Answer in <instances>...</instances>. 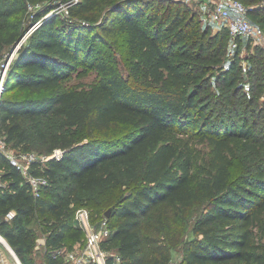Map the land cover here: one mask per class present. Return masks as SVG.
<instances>
[{
	"label": "trees",
	"instance_id": "trees-1",
	"mask_svg": "<svg viewBox=\"0 0 264 264\" xmlns=\"http://www.w3.org/2000/svg\"><path fill=\"white\" fill-rule=\"evenodd\" d=\"M243 1L253 6L255 0ZM57 2L69 4L67 15H47ZM145 2L0 0L5 27L29 4L37 5L35 20L41 19L8 69L0 107L7 143L28 150L34 133L45 137L50 113L64 128L84 131L82 139L52 134L48 154L64 152L34 164L49 181L39 196L0 154L7 183L0 186V232L25 264H33L35 227L46 235V264H67L65 245L86 237L76 222L84 193L118 185L128 190L116 203L91 211L98 221L112 207V234L102 243L108 264H167L182 244L181 264H264V125L258 126L264 118V51L252 47L248 76L240 74V48L250 47V40H241L224 66L227 27L206 43L187 3L174 1L161 12ZM250 16L264 27L263 12L253 8ZM82 19L90 24L77 30ZM18 36L13 31L0 39V57ZM106 38L114 47L126 43L131 78L99 54ZM80 58L102 76L89 90L67 89L63 81ZM211 75L215 91L203 95ZM243 77L250 88L245 98L239 96L247 85ZM206 99L221 105L216 117L206 112L212 105L204 107ZM195 138L210 145L207 155L197 150ZM237 147L256 156L243 179H232ZM10 209L16 215L7 220ZM189 232L194 236L187 240Z\"/></svg>",
	"mask_w": 264,
	"mask_h": 264
},
{
	"label": "rangeland",
	"instance_id": "rangeland-1",
	"mask_svg": "<svg viewBox=\"0 0 264 264\" xmlns=\"http://www.w3.org/2000/svg\"><path fill=\"white\" fill-rule=\"evenodd\" d=\"M144 1H146L145 2L146 4H144L145 7H148L149 10L152 8H158L161 9L160 11L162 12L164 11V9H162L164 8V6L165 7L168 5L176 6L175 2L179 0H144ZM180 1L187 3L188 7L191 10V13L195 14L197 20V27L199 29L200 34L206 35L204 36L206 43L211 39V37L216 35V33L222 29L218 24L212 23L211 20L209 19V8L206 3L200 0H180ZM252 5L255 9L264 13V0H255ZM67 7L68 4L66 2H62V3L57 2L54 8L51 9L47 15H50L53 12H56L60 16L67 15V11H66ZM36 10H38L37 5L29 4V6H27L25 10H23L17 15L10 17L8 19V21H10V24L6 25V27L3 26V22L5 19L0 17V39L3 37H8L10 33H12L13 31H19V36L17 37V39L14 42L5 45L4 50L2 52V57H0V67L2 66V63L6 59L9 61L10 64L14 61V59L18 56L22 48L25 46L27 41L32 36V33L38 27L37 24L41 21V19L39 21L35 20L37 13ZM102 16L103 14L100 15L101 18ZM81 21L83 25L78 24L76 26L77 30H81L83 29V27H86V24H84L85 22L84 19H82ZM89 22H85V23H89ZM107 40L108 39L106 38L104 39L103 42H100L98 44L99 54H101L106 59L107 58L111 59V61L117 65V67L120 69L121 72L124 73L125 76L131 78L132 75L130 74L126 60L127 57L126 43L124 41H121L118 46L114 47L112 45V41L110 40V42H107ZM234 50L235 49L231 47L230 43L227 42L225 53L222 54L224 59L223 62L224 66H228L232 56L234 55ZM240 52H241V63L244 68L243 71L240 72V74L243 73L246 76H248L247 70L251 65L250 64L251 62L248 60V58H250L251 55L255 53V50L252 49V44L250 45V47H246L245 44H243L242 48H240ZM79 55L80 57L83 56L82 53H79ZM80 60L81 62L74 65L71 75L63 81L64 87L67 89L73 88V89L89 90L93 85H95L98 82V80L102 76V74L99 72V70L96 67L88 64L87 62L84 61V59L80 58ZM213 80H214V76L212 77V79L209 77L208 87L204 90L203 95H208L215 91V84L212 82ZM245 80H247V78L243 77L241 81L247 84L245 86V90L241 89L239 92V96H242L244 94L243 95L244 98L247 95H249L248 93H250L249 85ZM242 85L243 84H240V87H242ZM260 91L264 93V86L260 88ZM202 103L204 107H206L209 104H212L207 108L206 112L213 111L214 112L213 117H216V115H218V113H220L221 111V105L220 104L216 105L215 103H212L211 100L209 99L204 100ZM60 121L61 118L59 116L50 113L46 117L43 125L45 131V137L40 136L37 133H34L32 135V138L28 142L27 149L30 151H34L39 155H47L50 152L49 147L51 145L52 134L59 132L66 131L74 135L76 139H82L84 135L83 130L79 128L66 129L63 126H61ZM261 125H264V118H260V121L258 122V126L260 127ZM193 143L197 147V150L201 151L202 155H207L210 149V145L206 141L202 142L200 138H195ZM261 149L263 153L262 159H264V148ZM255 157L256 156L254 153L245 150L242 147H237L235 153L232 155V159L234 162L232 168V179L234 178L243 179L242 176L249 171L248 165H250L251 161ZM127 190H128V186L118 185L107 190L85 192L84 197L86 200L82 205L88 207L90 211H94L96 207L101 205H107L108 207L116 203L118 196L122 192ZM203 208H204L203 203L198 204L194 208V211L197 210L200 212V210H202ZM35 230H36V246L34 251L32 252L33 264H46L44 260V244H45L46 235L44 231H42V229L39 227H35ZM193 236L194 233L189 232L186 239L189 240ZM84 244H85V239L82 242H73L70 240L65 245L61 253V257L64 260V263L73 264L72 262L69 261L67 262V253L72 250L74 251L80 250L84 246ZM185 249H186V245L184 244L178 246L173 252V258L181 261Z\"/></svg>",
	"mask_w": 264,
	"mask_h": 264
},
{
	"label": "built area",
	"instance_id": "built-area-1",
	"mask_svg": "<svg viewBox=\"0 0 264 264\" xmlns=\"http://www.w3.org/2000/svg\"><path fill=\"white\" fill-rule=\"evenodd\" d=\"M208 5L209 19L221 28L227 27L230 33V45L236 49L244 38L250 40L252 47H260L264 50V27L255 22L250 11L254 8L248 6L243 0H200ZM69 6V4H68ZM69 13V9H66ZM248 47L247 45H245ZM9 61L6 59L0 67V107L1 98L6 88V78L9 69ZM61 148L55 149L47 155H39L30 150H21L11 147L0 131V154H4L9 162L15 166L30 184L32 191L39 196L48 184V177L35 173L34 164L46 162L53 158L63 156ZM3 172L0 170V186H6ZM16 211L10 209L6 219L15 217ZM76 222L86 231L84 246L78 251L67 253V262L73 264H108V251L102 246L104 239L112 234V227L108 217L94 221L88 207L82 206L76 210ZM0 264H24L17 252L0 232ZM167 264H181V261L172 258Z\"/></svg>",
	"mask_w": 264,
	"mask_h": 264
},
{
	"label": "water",
	"instance_id": "water-1",
	"mask_svg": "<svg viewBox=\"0 0 264 264\" xmlns=\"http://www.w3.org/2000/svg\"><path fill=\"white\" fill-rule=\"evenodd\" d=\"M111 211H112V207H109V208L107 209V211H106V215H107L108 217L111 216Z\"/></svg>",
	"mask_w": 264,
	"mask_h": 264
}]
</instances>
